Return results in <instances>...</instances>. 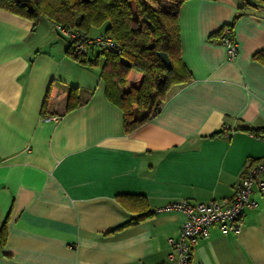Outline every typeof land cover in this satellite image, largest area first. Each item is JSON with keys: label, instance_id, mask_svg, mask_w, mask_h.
<instances>
[{"label": "crops", "instance_id": "obj_1", "mask_svg": "<svg viewBox=\"0 0 264 264\" xmlns=\"http://www.w3.org/2000/svg\"><path fill=\"white\" fill-rule=\"evenodd\" d=\"M239 15L230 60L210 37ZM179 24L192 81L125 133L106 98L104 56L81 65L49 20L0 10V264H170L169 240L186 217L162 209L231 199L264 158V139L237 131L264 128V66L253 60L264 50L263 0H189ZM99 54L93 48L91 61ZM72 89L80 105L70 110ZM253 199L242 233L211 228L191 264H264V193ZM144 210L148 219L121 227Z\"/></svg>", "mask_w": 264, "mask_h": 264}, {"label": "trees", "instance_id": "obj_2", "mask_svg": "<svg viewBox=\"0 0 264 264\" xmlns=\"http://www.w3.org/2000/svg\"><path fill=\"white\" fill-rule=\"evenodd\" d=\"M166 1L170 5L164 6L163 0H0V10L36 23L47 19L55 26L89 35L93 30H104L97 35L111 38L119 52L106 53L98 49L100 54L95 61L90 59L93 48L82 56L70 43L67 52L79 64L89 67L96 66L99 57H105L101 77L106 86V98L122 110L125 133H132L160 114L173 87L192 81L181 57L179 24L180 9L189 0ZM249 5H245L242 11ZM239 17L210 39L222 42L225 30H230L233 35ZM159 53L169 56L171 70L161 62ZM253 60L264 66V50L256 53ZM52 91L53 87L50 93ZM79 105L77 92L72 89L69 109H76ZM237 131L264 139V128L243 125ZM222 134L216 132L211 138ZM124 198L120 197L121 200ZM150 216L144 210L121 227L140 223ZM6 239L5 224L0 232L1 246L6 244Z\"/></svg>", "mask_w": 264, "mask_h": 264}, {"label": "built area", "instance_id": "obj_3", "mask_svg": "<svg viewBox=\"0 0 264 264\" xmlns=\"http://www.w3.org/2000/svg\"><path fill=\"white\" fill-rule=\"evenodd\" d=\"M56 29L73 44L74 51L85 56L91 48L106 53H117V44L103 35L90 36L74 29L56 26ZM222 43L227 48L230 60L238 54V48L230 30H225ZM264 193V158L257 162L235 186V194L228 200H212L208 203L192 204L188 201L174 202L162 210L179 212L185 215L178 238H171L172 252L168 256L170 264H191L194 247L199 240L210 237L213 227H218L222 235H240L243 231V215L246 210L256 209L258 204L253 199L254 192Z\"/></svg>", "mask_w": 264, "mask_h": 264}, {"label": "water", "instance_id": "obj_4", "mask_svg": "<svg viewBox=\"0 0 264 264\" xmlns=\"http://www.w3.org/2000/svg\"><path fill=\"white\" fill-rule=\"evenodd\" d=\"M158 57L161 60V62L166 66L167 69L169 70L172 69V62L167 54L159 53Z\"/></svg>", "mask_w": 264, "mask_h": 264}, {"label": "rangeland", "instance_id": "obj_5", "mask_svg": "<svg viewBox=\"0 0 264 264\" xmlns=\"http://www.w3.org/2000/svg\"><path fill=\"white\" fill-rule=\"evenodd\" d=\"M163 3L165 4L164 6H166V5L169 4L168 1H166V0H165V1L163 0ZM169 5H170V4H169Z\"/></svg>", "mask_w": 264, "mask_h": 264}]
</instances>
